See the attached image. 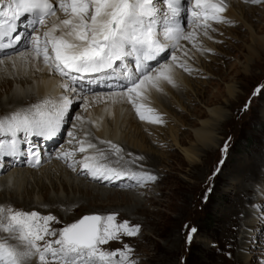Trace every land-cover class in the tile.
Returning <instances> with one entry per match:
<instances>
[{
    "label": "snow or ice",
    "instance_id": "obj_1",
    "mask_svg": "<svg viewBox=\"0 0 264 264\" xmlns=\"http://www.w3.org/2000/svg\"><path fill=\"white\" fill-rule=\"evenodd\" d=\"M161 0H0V49L11 48L21 41L17 29L27 18L31 27L29 43L35 58L41 59L49 72L62 78L60 87L66 92L77 93V74L115 72L127 58H133L135 71L128 69L117 73V78L126 81L123 91L110 93L126 97L139 118L151 123L164 121L156 110L142 102L147 100L151 89L161 91V82L175 86L171 64L159 68L148 66L147 61L156 60L181 38L191 40L193 32L185 34L175 18L182 11L181 0H162L167 12L157 7ZM260 0H252L259 3ZM191 24L211 27L209 21L224 22L227 10L225 0H191ZM66 18L61 19L57 12ZM49 17H56L47 27ZM38 28L45 30L38 31ZM34 34V35H33ZM205 34H207L205 32ZM7 39V43H5ZM176 60V56H172ZM2 62V61H0ZM184 67V65H180ZM185 71L190 69L185 68ZM260 92L261 89H257ZM62 92L58 98L46 97L40 103L14 111L0 117V157L18 154L17 139L22 133L28 136H55L64 123L73 104V99ZM85 107L89 106L82 97ZM247 106V105H246ZM149 113L146 115L145 113ZM77 120L82 117L77 116ZM73 136L72 132L68 133ZM87 136V133L85 134ZM80 153L96 149L95 154L84 155L81 170L93 179L113 180L127 177L136 183L154 181L156 177L145 171L118 169L109 166L110 156H116V163L123 160L122 149L111 141H101L110 147V152L97 149V145L85 139L77 141ZM227 144L224 151L227 150ZM28 155L34 163H41L39 153L30 150ZM72 152H62L59 159L68 160ZM142 157L132 160L135 164ZM223 163V160L220 162ZM69 167H73L69 163ZM75 170V168H73ZM216 171H219L217 169ZM118 213L107 215H84L73 223L57 229L60 221L55 215H42L37 211L15 210L0 206V264H135L130 258L132 249L125 244L121 249L106 250L104 245L119 240L121 236H136L140 225L128 220H117ZM196 231L191 229V233ZM189 233L188 240L192 235ZM43 242V243H41Z\"/></svg>",
    "mask_w": 264,
    "mask_h": 264
},
{
    "label": "rangeland",
    "instance_id": "obj_2",
    "mask_svg": "<svg viewBox=\"0 0 264 264\" xmlns=\"http://www.w3.org/2000/svg\"><path fill=\"white\" fill-rule=\"evenodd\" d=\"M163 3L161 2V4ZM185 3L187 8L193 7L191 0H183L180 4L182 11L175 20L183 27L185 34L196 31L203 39L199 35L200 39H196V35L191 40L181 38L177 47L170 52H164L165 56L159 58L165 59L160 62L156 61L153 68H157L165 60H170L175 51L184 50L186 56L196 62L195 66H199V69L197 67L190 68L186 74L191 78L189 84H192L195 94L190 97L183 96L187 106L185 110L178 102L176 105H180L179 107L173 105L170 108L172 111L170 116L177 115L175 119L179 118V120L172 118V121H169L166 119L163 124H158L156 127L162 128L164 136L170 131V127H176L181 132H190L194 127H198L201 120L199 113L206 111L208 107L205 108L204 105L209 106L207 103L210 99H212V103L209 108H222L224 112H227L226 115H230V119L226 121L227 123L225 122L224 129L221 130L222 138L219 139V148L210 154L201 152L197 164L191 165L179 149L160 143L159 146H156L155 151H162L160 153L164 156L163 161H159V165L156 167L145 164V168L159 169L154 175L156 176L155 182L150 181L147 186L145 183L134 185V188L142 187L141 191H134L135 189L130 187V189H125L108 186L116 189V193L133 190V192L141 194L142 202L137 206H134V200L125 201L120 194L108 199L106 197L96 198L97 203L101 202V204L92 205L96 214L118 213V222L128 220L132 225H140L138 235L121 236L119 240L110 241L104 245V248L106 250L121 249L127 244L132 249L130 258L135 261V264H235L234 261L239 254L235 245L236 234L240 225L239 222H236V226H234V239L225 238L222 231V229L226 230L224 219L232 214L231 211L234 210L239 198L246 199L250 194L247 206L251 207L255 215L258 216H256V225L259 226L260 232L252 231V234L255 232L251 236L254 239L246 245L248 246L246 254H249L250 259L253 258L250 264H264V205L260 206L258 214L253 203L254 194H256L254 189L258 186L255 185V188H252L253 183H247L252 173L259 175L264 169V158L261 159V156L264 155V122L260 117L261 109L264 108V62L258 67H253L251 64L250 73L245 70L251 63L247 60V56L250 55L254 47L249 26L253 24L256 35L264 37V0H260L259 3H252V0H225L227 10L223 15L226 20L224 22L209 21L211 27L207 30L190 23L191 11H186ZM157 7L159 8V5ZM252 7H254L253 10L250 9ZM260 51L261 59L264 60V51L262 49ZM181 71L185 72V69L182 68ZM177 85L179 86V84ZM228 85H235L240 97L237 102L229 106L226 104ZM176 88L174 87V89ZM258 88L261 89L260 92L256 91ZM183 91L187 93L189 89L185 88ZM85 92H83V97L88 96L86 93L90 95L93 93ZM0 97L6 99L7 92L1 91ZM73 103L74 106L71 105L65 117L70 122H67L66 129L70 128L77 116L85 115L84 100L76 98L73 99ZM182 112L187 116H182ZM0 117L2 116L0 115ZM190 121H195L196 126L191 125ZM65 136L66 134L61 138L62 143L66 140ZM161 144L165 145L160 148ZM226 144L228 147L224 151ZM170 152L174 155L171 156ZM256 159L258 161L261 159V169L258 173L253 169L257 163ZM221 160H223L222 164ZM161 166L164 169H161ZM217 169L219 171H216ZM151 170L150 172L153 171ZM80 177L85 178L84 176ZM87 181L91 185L97 186L96 182ZM46 184L51 186L50 181H46ZM35 185L36 183L28 186L25 184L23 190L27 192L29 189L33 190ZM248 185L250 186L245 188ZM98 187L105 188L107 185L100 184ZM36 188L38 192L46 191ZM78 193L76 192V195H79ZM147 196L156 199L149 201ZM138 197L140 195H137ZM89 199L92 197L87 198V200ZM261 199L258 204H264V194ZM88 205L86 203L87 208L90 209L91 205ZM14 206L8 204L7 207L29 212L40 209L41 212H37L41 214L55 215L60 221L55 225L57 229L67 224L58 213L53 212V208L48 206L42 205L39 209ZM77 206L78 204L74 205V207ZM142 206H144V210L140 209ZM3 207L5 206L3 205ZM128 208L131 211L127 210ZM84 215L90 214L83 213L79 218ZM193 228L196 231L191 233ZM189 233L192 235L191 241L188 240ZM237 235L240 238L241 235ZM173 239H177L175 244ZM173 246L175 252L167 251ZM35 262L36 260H34ZM238 264L243 263L239 262Z\"/></svg>",
    "mask_w": 264,
    "mask_h": 264
},
{
    "label": "bare ground",
    "instance_id": "obj_3",
    "mask_svg": "<svg viewBox=\"0 0 264 264\" xmlns=\"http://www.w3.org/2000/svg\"><path fill=\"white\" fill-rule=\"evenodd\" d=\"M161 2L157 3V5H159V8H162L165 12H167L166 4H161ZM253 8L254 7L250 9L253 10ZM57 16L61 19L66 18L64 14L59 11L57 12ZM53 21H56V17H50L48 19L47 27H51ZM21 24H23L25 28H29L25 21L21 22ZM249 28L251 31L254 47L252 48L250 55L247 56V60L251 62L247 68H245L247 72H249L251 64L253 67H258V65L264 62L260 55V50L262 49L264 51V37L256 35L254 32L255 30L253 29V24L252 26H249ZM40 29L45 30L44 28ZM21 33L23 35L24 46L18 51L14 52V54L0 55L3 56L0 58V61H2L0 62V92H7L6 99L0 97V115L2 117L14 111L28 108L31 106V104L34 105L38 102L40 103L41 100L46 97L58 98L62 92H66V90L60 87V84L62 81L67 80V78H62L58 73L49 72L43 64L42 59H37L33 56L27 42L29 37L28 31L27 33L26 31H21ZM193 33L196 35V39L200 37L196 31ZM200 38L203 39V37ZM177 45L178 44L176 43L173 47L169 48L168 52L176 48ZM173 55L176 56L175 61H173L171 58L170 60H165L161 64L172 65V75L175 86L162 81L160 84L162 90L158 91L156 89H151L147 93V100L142 101L154 108L156 113L160 114L162 119L164 118L163 121H166V119L172 121V118L175 119L177 116H170L172 115L170 108H172L173 105L178 107L181 105L182 109L185 110V107L187 106L185 105L186 100L183 99L184 95L190 97V95L195 94V89L192 87V84H189L191 78L186 76L188 71L183 72L181 69H194V67L199 69V66H195L196 62H193V60L191 61V58L186 56L184 50L180 49L175 51ZM162 56H165V54L163 53ZM164 59L165 58H158L156 61L160 62ZM155 62H147V64L150 67H154L156 65ZM124 64L128 69L135 71L133 58H127V60L122 63V65ZM180 65H184V67H180ZM159 66L157 68H159ZM124 70L125 68L120 66L113 73L109 70L107 72L94 75L91 80H95V83L97 84L104 83L105 86L102 90L99 88L95 92L87 91L88 89H91L92 86H89L88 88L83 87L88 83L81 82L79 84L80 80L87 79L82 77L84 74L73 73V75L77 77L76 86H78V89L82 88V91L77 93L66 92V94L69 95L71 99H82L84 91L91 93L93 92L91 95L85 92L88 95L85 97L89 103L87 108L85 107L84 103L83 110L85 111V115H79L82 117V119H76L71 124L70 128L66 129L65 133L72 132L73 136H65V143H67L64 144V148H60L61 150H57L50 156H46L45 153L44 161L38 166L39 168H31L24 164L25 161L18 163L11 162L10 165H7L9 163L0 164V167L2 168L0 172V206L4 205L5 208H7L8 204H12V206L16 205L23 206L25 208L28 207L36 209L41 208L42 205L48 206L51 209L53 208V212L58 213L65 223L69 224L75 222L83 213L96 214V210L92 205L101 204V202L97 203L96 198L99 199L106 197L108 199L116 196V194H120L122 199L125 201L134 200V206L140 204L142 202L141 198H143L141 194L135 193L133 190L116 193V189L109 188H116V186H118L125 189L133 188L135 189L134 191H141L142 187L140 186L138 188H134V185L138 184L134 180H131L127 177L121 179H116L114 177L111 181L103 179L97 180L93 179L87 174V172L81 170L80 162L82 161L83 156L92 155L96 152V149H87L85 153H80L77 150L80 147L77 141L82 139L96 144L97 149L103 150L106 153L111 151L110 147L106 143H101V141H111L112 143L117 144L122 149L120 155L123 156V160H120L119 163H116L118 157L110 156L108 161H103L108 163L109 166L116 167L118 169H131L132 171H145L151 173L152 175L156 174L158 168H155L154 170L152 169V171L149 167L145 168V166L149 165L151 167H156L159 165V161H163L164 156L162 153H160L162 151H155L156 146H159L160 143H165L168 147H175L179 149V151L191 165L197 164V162L200 160L201 152L204 154H210L214 153L215 150L219 148V139L222 138L220 135L222 133L221 130L224 129L225 122L230 119V115H226L227 112H224L220 107L209 108L212 103V99H210L207 103L209 106L204 105L205 108L208 107L206 108V111H200L199 115L201 120L199 121L198 127H194L190 132H181L180 130H177L176 127H170V131L164 136L162 128L160 126L156 127L158 124L151 123L148 120H141L139 118L133 106L127 102L126 97H121L119 95L115 97L109 96L110 93H120L123 91L121 85L126 83V81L117 78L116 74L121 73ZM109 77L112 78V81L106 79ZM177 84H179V86ZM174 87L177 88L174 89ZM185 88H188L189 92L184 93L183 90ZM226 91L228 94L226 104L228 106L240 99L235 85H228ZM176 102H178L180 105H176ZM145 114L149 115L147 112ZM182 116L186 117L187 115L183 113ZM260 117L264 122V108L261 109ZM175 120H179V118H176ZM67 122H69L68 118H65L62 125L65 123L67 124ZM190 123L191 125L196 126L195 121H190ZM86 133L87 136H85ZM63 135L64 132L62 135L58 136L59 139H61ZM161 135L162 138H160ZM6 138L7 137L0 136V139ZM20 140L22 143H24L23 141L27 142L29 140L38 141L37 136H28L25 138V136L21 133L17 139L18 149H21L22 145ZM165 144H161L160 148H162V146ZM62 152H72L73 156L68 160L59 159L58 156ZM170 155L173 156L174 153L170 152ZM137 157H142L143 159L138 160L135 164H133L132 160ZM263 158L264 155L261 156V159ZM261 159L259 161L256 159L257 163L253 167L257 173L261 169ZM69 163H72L73 167H69ZM73 168H75V170H73ZM161 169H164V167L161 166ZM150 170L152 172H150ZM158 175L161 174L159 173ZM80 176H84L87 180L96 182L97 186L91 185L90 182L84 180L85 178ZM257 176L259 177L257 178ZM46 181H50L51 186H47L48 184H46ZM248 182L253 183L251 185L252 188H255V185L258 186L256 189H254L256 194H254L255 200L253 203L256 206V208H254L257 209V213L259 214L260 206L264 205L258 204L262 200V194H264V169L259 175L252 173L249 176L247 183ZM34 183H36V185L33 190L29 189L28 192L23 190L25 184L28 186L29 184L33 185ZM143 183H145V186H147L150 181ZM92 184L95 183L92 182ZM100 184H105L107 187H98ZM249 186L250 185L246 186L245 188ZM36 187L42 190L45 189L46 191L38 192L36 191ZM76 192H79V195H76ZM137 195H140V197L137 198ZM90 197H92V199L87 200V198ZM249 198L250 194L247 195L246 199L239 198L234 210L231 211L232 214L227 219H224L226 230L222 229V231L225 238L230 237L234 239V226H236V222H239L240 225L239 231L237 233L241 235L240 238H238V235L236 234L235 245L238 250L237 253L239 254L236 256V261H234L235 264H238L239 262L243 264H250V262H252L253 258L250 259L248 256L249 254H246L248 251V246L246 245L250 240L252 241L254 239L251 236L254 235L255 232L252 234V231L260 232V230H258L259 226L256 225L257 215H255V212H253L251 207L247 206ZM147 199L151 201L156 198H149L147 196ZM92 201L94 202L92 203ZM86 203L91 205L90 209L87 208ZM76 204H78V206L74 207ZM142 208L144 210V206H142L140 209L142 210ZM83 210L86 211L82 212ZM127 210L131 211L130 208ZM37 211L41 212L40 209ZM42 215L44 214L42 213ZM0 235L6 234L0 233ZM173 241L175 244L177 239H173ZM173 248H169L167 251L169 250L171 252H175V248ZM34 260H36L35 263ZM32 264H38V259H33Z\"/></svg>",
    "mask_w": 264,
    "mask_h": 264
}]
</instances>
